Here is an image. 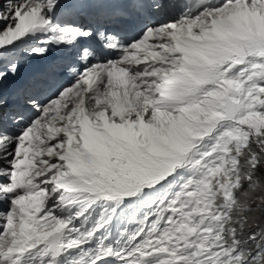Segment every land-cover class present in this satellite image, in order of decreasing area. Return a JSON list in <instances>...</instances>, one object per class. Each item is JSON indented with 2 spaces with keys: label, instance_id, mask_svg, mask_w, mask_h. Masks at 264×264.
<instances>
[{
  "label": "snow or ice",
  "instance_id": "6c2138e0",
  "mask_svg": "<svg viewBox=\"0 0 264 264\" xmlns=\"http://www.w3.org/2000/svg\"><path fill=\"white\" fill-rule=\"evenodd\" d=\"M261 185L264 0H0V264H264Z\"/></svg>",
  "mask_w": 264,
  "mask_h": 264
},
{
  "label": "clouds",
  "instance_id": "9594fccd",
  "mask_svg": "<svg viewBox=\"0 0 264 264\" xmlns=\"http://www.w3.org/2000/svg\"><path fill=\"white\" fill-rule=\"evenodd\" d=\"M258 192L261 193L262 199L261 202L264 203V185H261L258 189ZM253 199V192L249 191L247 194L241 196V204L244 205L245 200H252ZM246 207V205H244ZM261 221V215L259 211L249 213V223L254 225Z\"/></svg>",
  "mask_w": 264,
  "mask_h": 264
}]
</instances>
